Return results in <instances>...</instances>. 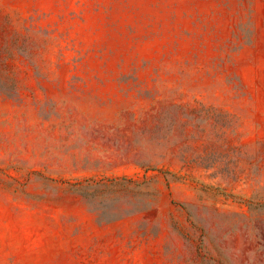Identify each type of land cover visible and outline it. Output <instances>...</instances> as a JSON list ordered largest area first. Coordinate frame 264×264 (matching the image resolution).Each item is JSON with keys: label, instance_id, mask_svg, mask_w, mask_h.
I'll return each instance as SVG.
<instances>
[{"label": "rangeland", "instance_id": "rangeland-1", "mask_svg": "<svg viewBox=\"0 0 264 264\" xmlns=\"http://www.w3.org/2000/svg\"><path fill=\"white\" fill-rule=\"evenodd\" d=\"M0 264H264V0H0Z\"/></svg>", "mask_w": 264, "mask_h": 264}]
</instances>
